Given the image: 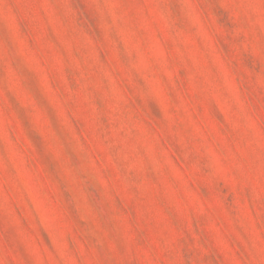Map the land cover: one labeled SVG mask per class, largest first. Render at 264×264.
<instances>
[{"label":"rangeland","instance_id":"374dc122","mask_svg":"<svg viewBox=\"0 0 264 264\" xmlns=\"http://www.w3.org/2000/svg\"><path fill=\"white\" fill-rule=\"evenodd\" d=\"M0 264H264V0H0Z\"/></svg>","mask_w":264,"mask_h":264}]
</instances>
